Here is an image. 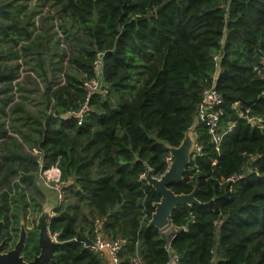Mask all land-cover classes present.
<instances>
[{
    "label": "trees",
    "instance_id": "trees-1",
    "mask_svg": "<svg viewBox=\"0 0 264 264\" xmlns=\"http://www.w3.org/2000/svg\"><path fill=\"white\" fill-rule=\"evenodd\" d=\"M98 54L107 91L81 121L68 118ZM263 56L264 0H0V242L11 247L23 226L25 259L39 252V173L56 167L64 199L48 223L59 242L49 264H103L78 233L123 237L121 264H167V233L148 225L160 195L145 175L166 170L168 146L214 83L222 122L235 125L218 151L195 126L203 155L170 187L204 204L171 212L170 249L177 264H264Z\"/></svg>",
    "mask_w": 264,
    "mask_h": 264
},
{
    "label": "built area",
    "instance_id": "built-area-1",
    "mask_svg": "<svg viewBox=\"0 0 264 264\" xmlns=\"http://www.w3.org/2000/svg\"><path fill=\"white\" fill-rule=\"evenodd\" d=\"M217 57L215 56V59ZM256 73L258 77L264 81V56L260 59L258 66L255 67ZM93 71H94V77H91L90 79H87L84 81V88L86 91V98L79 110L77 111H69L66 113V117H73L76 116L81 121L83 115L89 111L90 105L89 101L91 96L94 93H99V90L101 89V86L103 84V59L102 54H98L96 59L93 63ZM223 98L221 93L217 90L214 83L209 87H204L201 92V99L200 102L197 105L196 114H195V126L201 124L204 127V130L206 131V134L209 136V142L212 143L215 147V149L218 151L220 143L222 141V138L225 133L231 130V128L235 125L234 122H230L227 124H224L222 122V117L224 114L223 108ZM250 122L252 121L250 118L245 116ZM258 127L264 128V125L261 124L258 120ZM194 142L192 145V150L190 153V161L196 159V157L203 155V145L200 140H198L197 135L194 136ZM173 159V154L169 150L167 155L164 158L166 169L169 167L171 161ZM213 164L215 161L212 162ZM59 170L56 167H51L49 169L41 170L39 173V177L43 180V182L51 187L57 190L58 198L60 201L64 199V192L60 188L59 183ZM243 174H237L233 175L231 177H228L226 179L227 182L232 184H235L237 181L243 178ZM51 182H54V184H51ZM232 186H230V190ZM167 225L166 228L164 227L163 231L165 232V229L169 230L165 233H167V243L165 245V249L169 252V260L167 264H177L179 256L178 254L170 249V240L173 236L172 230L173 228H168ZM50 237L56 241V235H52L50 232ZM172 234L170 237L169 235ZM125 244V239L121 236H116L115 238H105L101 236L99 233L96 234V236L91 240V243L87 246L94 252L102 255L104 251L108 252V255L110 257V260L112 264H121L122 263V257L120 255V252L123 248V245ZM126 264H146L141 257L138 255L131 256Z\"/></svg>",
    "mask_w": 264,
    "mask_h": 264
},
{
    "label": "water",
    "instance_id": "water-1",
    "mask_svg": "<svg viewBox=\"0 0 264 264\" xmlns=\"http://www.w3.org/2000/svg\"><path fill=\"white\" fill-rule=\"evenodd\" d=\"M194 130L195 124L187 129L183 140L178 146H168L173 154V159L169 167L160 176H154L151 170H148L145 175L147 183L160 195L159 201L154 203L155 208L148 222L149 226H154L158 229L166 227L170 222L171 212L179 205L204 204L195 197L194 191L190 193H175L170 187L172 183L180 182L183 179L185 169L190 162ZM52 216L50 209L43 207L37 218L39 255L30 261L23 259L21 251L25 243L26 230L22 226L19 239L13 249L2 252L3 243L0 244V264H49L54 255L55 247L59 244L49 234L48 223ZM76 239L83 241L86 245L91 243L87 236L80 233L77 234Z\"/></svg>",
    "mask_w": 264,
    "mask_h": 264
},
{
    "label": "rangeland",
    "instance_id": "rangeland-1",
    "mask_svg": "<svg viewBox=\"0 0 264 264\" xmlns=\"http://www.w3.org/2000/svg\"><path fill=\"white\" fill-rule=\"evenodd\" d=\"M106 88H103V84L101 86V89L99 90V93L104 95L106 93ZM39 182H40V186L43 188V190L46 192L47 194V199L45 201V203L43 204V207H46L47 205H51L52 207V204H51V200L53 199L55 202H59L60 199L58 198V192L56 189L54 188H51L49 186H47L43 180L39 177ZM51 184H54V182H51ZM36 217L33 215V216H30L29 217V221H33ZM169 230L165 229V232H167Z\"/></svg>",
    "mask_w": 264,
    "mask_h": 264
},
{
    "label": "flooded vegetation",
    "instance_id": "flooded-vegetation-1",
    "mask_svg": "<svg viewBox=\"0 0 264 264\" xmlns=\"http://www.w3.org/2000/svg\"><path fill=\"white\" fill-rule=\"evenodd\" d=\"M0 223H1V221H0ZM28 227H29V226H28ZM21 229H22V226H21V228H20V230H19V232H18V236H17L18 238H17V240L15 241V243H14L11 247L6 246V241H5L4 239L0 242V244L3 243V250H2V252H7V251L13 249V247L15 246L16 242H17L18 239H19ZM25 230H26V228H25ZM37 239H38V238H37ZM26 240H27V231H26L25 243H24V247L22 248L21 255L23 256V259H24L25 261H30V260H32L35 256L39 255V253H40V247H39L38 240H37V244H38V247H39V252H38V253H33L31 259H25V257H24V250H25V247H26Z\"/></svg>",
    "mask_w": 264,
    "mask_h": 264
},
{
    "label": "crops",
    "instance_id": "crops-1",
    "mask_svg": "<svg viewBox=\"0 0 264 264\" xmlns=\"http://www.w3.org/2000/svg\"><path fill=\"white\" fill-rule=\"evenodd\" d=\"M195 135V130L193 131V136ZM51 204H52V207H51V205L49 206V205H47L46 207H48V209H50V213L52 214V215H54V211H53V209H54V206H55V204H56V202L52 199L51 200ZM102 257H103V264H112V262H111V260H110V257H109V255H108V252L107 251H104L103 253H102Z\"/></svg>",
    "mask_w": 264,
    "mask_h": 264
}]
</instances>
